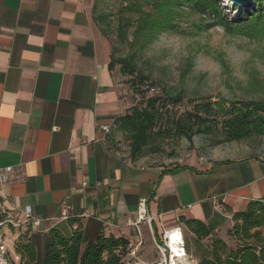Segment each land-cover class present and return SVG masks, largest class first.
Masks as SVG:
<instances>
[{
  "label": "crops",
  "instance_id": "crops-1",
  "mask_svg": "<svg viewBox=\"0 0 264 264\" xmlns=\"http://www.w3.org/2000/svg\"><path fill=\"white\" fill-rule=\"evenodd\" d=\"M110 61L90 0H0V168L13 167L0 182V204L20 220L4 226L11 261L26 232L37 264L53 229L71 237L81 225L85 245L100 234L128 238L149 227L133 224L142 200L161 216L153 223L159 236L175 226L189 231L182 218L210 225L201 239L208 252L214 235L229 237L235 212L264 200V157L255 151L171 165L133 159L115 125L132 104ZM28 209L43 219L36 229L23 221Z\"/></svg>",
  "mask_w": 264,
  "mask_h": 264
},
{
  "label": "trees",
  "instance_id": "trees-1",
  "mask_svg": "<svg viewBox=\"0 0 264 264\" xmlns=\"http://www.w3.org/2000/svg\"><path fill=\"white\" fill-rule=\"evenodd\" d=\"M118 1L120 5L115 13L100 14L96 6L94 13L111 42L110 71L118 68L127 76L131 89L140 98L115 120L116 130L125 135L133 159L143 158L145 152L163 151L160 142L167 139L192 141L195 136L204 135L211 139L212 145L218 146L264 138V70L256 65H248L245 78L235 81L225 54L216 52L215 58L227 75L225 83L231 95L220 94L214 100L197 98L190 109L173 113V107L185 99L184 92L160 94L138 63L140 56L167 33L196 39L221 27L229 34L261 43L264 0H257L246 10L236 6L238 13L234 18L226 12L222 0ZM197 52L199 48L186 58L183 79L192 71ZM257 57L264 66V50H259ZM181 221L198 240L213 233V228L200 220L182 218ZM228 235L234 246L214 235L209 255L202 257L199 264H264V200L250 201L244 210L235 212ZM47 244L42 264H123L130 241L125 236L100 234L85 245L80 225L71 237L58 229L51 230ZM14 246L19 264H37V251L27 232L18 237Z\"/></svg>",
  "mask_w": 264,
  "mask_h": 264
},
{
  "label": "rangeland",
  "instance_id": "rangeland-1",
  "mask_svg": "<svg viewBox=\"0 0 264 264\" xmlns=\"http://www.w3.org/2000/svg\"><path fill=\"white\" fill-rule=\"evenodd\" d=\"M90 1L96 6L97 12L100 14L115 13L120 5L118 0ZM222 1L226 8V12L234 18L238 11L235 10V7L231 6L232 3H227L225 0ZM246 9L248 8H243V10ZM196 48H199V52L194 54L195 62L193 69L183 79L182 73L186 58L190 56ZM259 50H264V41L258 43L257 41L239 35L229 34L223 28L216 27L196 39L182 37L176 34H163L150 49L140 56L138 63L144 72L150 75L151 80L155 83L154 86L157 92L160 94H165L167 92H184L186 96L185 99L180 105L173 107L172 110L173 113H181L184 110L190 109L192 107V101L197 98L202 100L211 97L214 100L220 94L224 96L231 95V91L227 88L225 83L227 75L224 74L222 66L215 58L216 52H223V54H225V57L230 62L232 78L236 81L245 78L246 68L250 64H254L264 70L263 62L257 57ZM208 51L210 53H207ZM117 74L121 84L126 90L128 101L132 105L138 103L140 98L131 89L128 82L129 78L123 76L118 68ZM262 96H264V94ZM117 134L122 146L128 148L125 135L120 131H117ZM160 143L163 151L156 153L145 152L142 159L153 164L171 165L180 161L184 163L193 157L207 158L213 156V154L217 152L224 155L232 150L255 151L264 157V138H252L241 142H231L214 146L209 137L197 135L192 141L187 139H167ZM3 231L5 232V227ZM223 231L224 230L221 231V234L225 235ZM183 232L185 241H187V247L195 260L200 261L202 257H207L209 255V253L205 251L206 244H209L208 239L198 240L193 233H190L186 229L183 230ZM5 236L8 240V233H5ZM128 238L130 244L128 253L123 258V264H133L130 252L139 241H142L137 249L139 260L146 263H153L156 261L158 252L154 243V235L149 227L143 225L140 231L136 229L132 230ZM226 241L229 245L234 246V242L230 237L226 236ZM7 244H9V242H7ZM12 245L14 252L12 253V250H10V256L19 264V258L15 255V246L14 244Z\"/></svg>",
  "mask_w": 264,
  "mask_h": 264
},
{
  "label": "built area",
  "instance_id": "built-area-1",
  "mask_svg": "<svg viewBox=\"0 0 264 264\" xmlns=\"http://www.w3.org/2000/svg\"><path fill=\"white\" fill-rule=\"evenodd\" d=\"M155 88H152L154 91ZM102 128L106 131L109 130V125L105 124ZM13 177V167L7 166L0 168V182H7ZM0 197L5 196L0 193ZM66 218V215L64 216ZM159 215L149 214L147 211L146 203L144 200L140 202L138 219L134 225L146 223L150 227L154 235V243L158 252V258L153 263H146L139 260L137 256V249L142 241L133 248L130 252L131 261L133 264H199L186 248V242L182 227L175 226L170 229H164L161 236L157 235L153 226L155 220L160 218ZM24 223L31 224L35 229L38 228L43 219L33 217L30 209L26 210L23 219ZM5 225L19 226L20 220L15 219V216L9 211L5 205L0 204V264H13L8 256L7 242L3 232ZM156 234V235H155Z\"/></svg>",
  "mask_w": 264,
  "mask_h": 264
},
{
  "label": "water",
  "instance_id": "water-1",
  "mask_svg": "<svg viewBox=\"0 0 264 264\" xmlns=\"http://www.w3.org/2000/svg\"><path fill=\"white\" fill-rule=\"evenodd\" d=\"M232 2V7H239V8H248L250 9L252 6L255 5L257 0H229Z\"/></svg>",
  "mask_w": 264,
  "mask_h": 264
},
{
  "label": "bare ground",
  "instance_id": "bare-ground-1",
  "mask_svg": "<svg viewBox=\"0 0 264 264\" xmlns=\"http://www.w3.org/2000/svg\"><path fill=\"white\" fill-rule=\"evenodd\" d=\"M227 3H232L231 1H229V0H225Z\"/></svg>",
  "mask_w": 264,
  "mask_h": 264
}]
</instances>
